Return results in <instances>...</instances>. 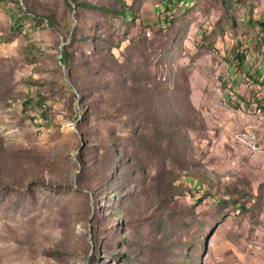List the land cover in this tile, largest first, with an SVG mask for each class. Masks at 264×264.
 I'll list each match as a JSON object with an SVG mask.
<instances>
[{"label": "rangeland", "instance_id": "1", "mask_svg": "<svg viewBox=\"0 0 264 264\" xmlns=\"http://www.w3.org/2000/svg\"><path fill=\"white\" fill-rule=\"evenodd\" d=\"M196 1L0 0V264H212L218 223L264 210L214 88L258 1Z\"/></svg>", "mask_w": 264, "mask_h": 264}, {"label": "crops", "instance_id": "2", "mask_svg": "<svg viewBox=\"0 0 264 264\" xmlns=\"http://www.w3.org/2000/svg\"><path fill=\"white\" fill-rule=\"evenodd\" d=\"M177 1L179 6L189 10L199 7L196 0ZM257 1L254 10L258 13L257 21L251 20L247 14L239 19L238 27L244 31L242 35L235 41L228 36L224 39L217 36L215 39L219 55L214 57V69L222 76L225 107L238 103L245 110H250L258 103L264 110V0ZM174 2L162 0L161 3L172 6ZM155 10H158L157 6ZM235 118L230 129L242 130L245 119L240 114ZM261 137L264 138V132H261ZM261 154L264 156L260 152L252 155ZM259 167L264 172V164ZM209 256L212 264H264V210L249 212L245 217L239 214L228 216L225 221L219 222L211 233Z\"/></svg>", "mask_w": 264, "mask_h": 264}, {"label": "built area", "instance_id": "3", "mask_svg": "<svg viewBox=\"0 0 264 264\" xmlns=\"http://www.w3.org/2000/svg\"><path fill=\"white\" fill-rule=\"evenodd\" d=\"M214 88L215 90L223 89V81L221 80V73L216 71L214 73ZM219 103L225 104V99L222 97L219 100ZM237 106L233 108V116L236 117L240 114L245 119V123H247V130H238L240 135L236 133V138L240 140L241 135H250L255 140V149H247V151L254 153L260 152V150H264V139H261V132H264V124H258V117H264V110L261 104L253 105L252 108L247 109V112H240V105L238 103L234 104Z\"/></svg>", "mask_w": 264, "mask_h": 264}, {"label": "trees", "instance_id": "4", "mask_svg": "<svg viewBox=\"0 0 264 264\" xmlns=\"http://www.w3.org/2000/svg\"><path fill=\"white\" fill-rule=\"evenodd\" d=\"M166 20V19H165ZM168 22H170V20H166ZM61 62L65 65V67H67V61H66V52L63 51V56L62 58H60ZM214 230V229H213Z\"/></svg>", "mask_w": 264, "mask_h": 264}, {"label": "bare ground", "instance_id": "5", "mask_svg": "<svg viewBox=\"0 0 264 264\" xmlns=\"http://www.w3.org/2000/svg\"><path fill=\"white\" fill-rule=\"evenodd\" d=\"M258 124H264V117H261V122L260 123H258ZM251 139L253 140V143H254V145H255V140H254V138L253 137H251ZM261 139H264L263 137H261ZM248 141V140H247ZM250 143V142H249ZM255 148V147H254Z\"/></svg>", "mask_w": 264, "mask_h": 264}, {"label": "water", "instance_id": "6", "mask_svg": "<svg viewBox=\"0 0 264 264\" xmlns=\"http://www.w3.org/2000/svg\"><path fill=\"white\" fill-rule=\"evenodd\" d=\"M61 61V60H60ZM70 84V83H69Z\"/></svg>", "mask_w": 264, "mask_h": 264}]
</instances>
